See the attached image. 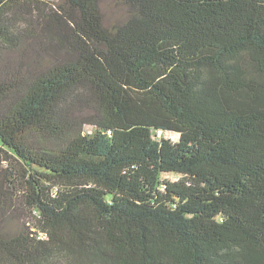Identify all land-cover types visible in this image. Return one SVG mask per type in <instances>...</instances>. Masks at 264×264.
Masks as SVG:
<instances>
[{
    "label": "trees",
    "instance_id": "obj_1",
    "mask_svg": "<svg viewBox=\"0 0 264 264\" xmlns=\"http://www.w3.org/2000/svg\"><path fill=\"white\" fill-rule=\"evenodd\" d=\"M0 264H264V0H0Z\"/></svg>",
    "mask_w": 264,
    "mask_h": 264
},
{
    "label": "rangeland",
    "instance_id": "obj_2",
    "mask_svg": "<svg viewBox=\"0 0 264 264\" xmlns=\"http://www.w3.org/2000/svg\"><path fill=\"white\" fill-rule=\"evenodd\" d=\"M113 7H109L107 12V15L111 18L114 19L117 16H120L122 14V8L120 7V5H112ZM91 130V129H90ZM166 136V134H164ZM167 135H171L172 138H176L177 136L174 134H167Z\"/></svg>",
    "mask_w": 264,
    "mask_h": 264
}]
</instances>
